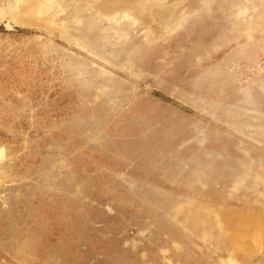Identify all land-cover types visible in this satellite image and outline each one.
Returning a JSON list of instances; mask_svg holds the SVG:
<instances>
[{
    "label": "rangeland",
    "instance_id": "obj_1",
    "mask_svg": "<svg viewBox=\"0 0 264 264\" xmlns=\"http://www.w3.org/2000/svg\"><path fill=\"white\" fill-rule=\"evenodd\" d=\"M0 264H264V0H0Z\"/></svg>",
    "mask_w": 264,
    "mask_h": 264
}]
</instances>
